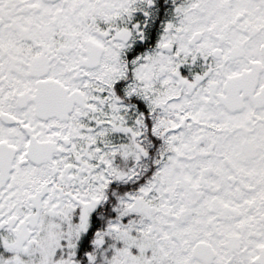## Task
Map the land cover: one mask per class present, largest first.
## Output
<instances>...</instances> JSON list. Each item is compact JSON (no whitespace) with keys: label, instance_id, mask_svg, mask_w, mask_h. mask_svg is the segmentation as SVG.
<instances>
[{"label":"snow or ice","instance_id":"snow-or-ice-1","mask_svg":"<svg viewBox=\"0 0 264 264\" xmlns=\"http://www.w3.org/2000/svg\"><path fill=\"white\" fill-rule=\"evenodd\" d=\"M0 264H264V0H0Z\"/></svg>","mask_w":264,"mask_h":264}]
</instances>
